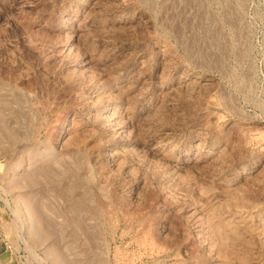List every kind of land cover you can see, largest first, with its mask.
<instances>
[{
    "label": "rangeland",
    "instance_id": "rangeland-1",
    "mask_svg": "<svg viewBox=\"0 0 264 264\" xmlns=\"http://www.w3.org/2000/svg\"><path fill=\"white\" fill-rule=\"evenodd\" d=\"M0 264H264V0H0Z\"/></svg>",
    "mask_w": 264,
    "mask_h": 264
}]
</instances>
